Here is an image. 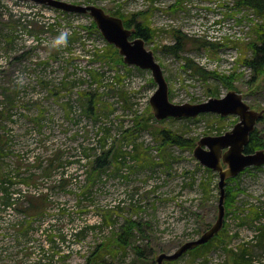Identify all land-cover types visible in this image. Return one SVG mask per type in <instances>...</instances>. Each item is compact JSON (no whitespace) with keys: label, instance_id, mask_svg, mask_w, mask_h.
<instances>
[{"label":"rangeland","instance_id":"374dc122","mask_svg":"<svg viewBox=\"0 0 264 264\" xmlns=\"http://www.w3.org/2000/svg\"><path fill=\"white\" fill-rule=\"evenodd\" d=\"M62 1L96 5L147 26L152 33L148 48L164 71L171 102L198 104L236 91L254 110H264V75L255 79L250 67L264 15L251 6L239 0ZM59 16L35 1L0 0V110L10 116L3 131L8 140L1 158L4 172L24 173L33 164L29 173H38L39 160L54 158L64 166L54 175L65 170L68 181L64 188H53L56 178L48 180L51 205L45 218L31 220V241L14 238L9 229L18 212L0 214V264H156L159 254L176 252L216 222L220 176L201 165L193 152L201 138L223 135L239 117L208 113L158 121L150 103L158 88L151 71L128 66L119 55L107 61L88 57L87 50L105 47L88 32L90 18ZM73 28L92 41L68 43L65 35ZM176 33L192 39L180 57L164 50L175 43ZM186 59L233 80H203L186 67ZM79 91L99 92L97 117L84 114ZM257 130L264 138V118ZM161 131L194 140V146L163 145ZM105 136L106 150H112L110 164L97 177L95 166L81 159L88 153L95 160ZM120 152L130 154L126 165L122 157L115 158ZM240 182L243 192L227 210L217 239L207 249L166 264H225L227 251L239 254L243 248L258 252V264H264V247L254 242L260 229L240 225L250 206L264 208V166L245 173ZM89 185L90 193L83 196ZM21 189L35 192L34 186ZM106 214L111 223L103 225ZM128 220L142 227L123 249L117 239ZM49 234L55 235L54 242Z\"/></svg>","mask_w":264,"mask_h":264},{"label":"trees","instance_id":"16d2710c","mask_svg":"<svg viewBox=\"0 0 264 264\" xmlns=\"http://www.w3.org/2000/svg\"><path fill=\"white\" fill-rule=\"evenodd\" d=\"M239 4H244L251 6L254 8L259 14L264 15V0H239ZM47 7V6H46ZM57 12L60 16H70V15H76V14H70V13H65L60 10H54ZM113 15V14H112ZM120 17L119 15H115ZM123 19L124 24L127 28L129 29H134L135 34L134 37H140L145 40L146 45H148L149 40L151 39V30L145 26L143 23H139L133 19L130 21H126L122 16L120 17ZM57 24V23H56ZM0 26H1V21H0ZM55 26V25H54ZM53 29V26H52ZM79 28L75 30L74 28L70 31V34H66L65 37L68 41V43L72 44L74 41L78 40V43L81 41L82 43H86V38L90 39L92 38L90 35L86 34L87 36H83L82 31L79 32ZM58 31V30H57ZM88 32L92 33L93 35L96 36L94 37L96 40L102 41L104 44L103 49H91L87 50L88 52V57L90 58H95L99 60H111V58H114L116 56H120L119 51L116 50V48L113 45L109 44V48H107V43L103 40V37L101 36V33L99 29L97 28L96 24L94 21L90 20V26L88 27ZM258 40L257 42L253 43L252 49L254 51V59L250 63V67L255 70V79L258 75H264V25H262L259 30H258ZM175 43L172 46H165L164 50L168 54H175L177 57L184 52L186 49L185 46L189 43V41H192L191 38H188L186 35H182L181 33H176L175 34ZM196 42H200L199 40H194ZM205 45L209 44V42H205ZM209 45L216 46L215 43H211ZM85 48L88 46L83 44ZM70 47V46H69ZM107 50V52H106ZM180 57V56H179ZM120 61H122V58H120ZM186 67L192 70V72L195 75H198L201 77L203 80H208L210 78H217L221 81H223L225 84H228L232 82L233 78H222L219 75H217L215 72H209L206 69H204L202 66H199L196 64L194 61L190 59H186ZM108 66V65H107ZM91 74L93 77H95V74L93 71H91ZM264 82V79H263ZM99 93V92H95ZM95 93H89V92H84V91H79V101L81 102L83 106V112L84 114L88 116H95L97 117V100L95 96H98V98L101 95L95 94ZM214 96H219L218 91L214 90L212 92ZM91 95V96H89ZM88 98V102L86 104V99ZM10 104L13 105L12 99L10 98L9 101ZM10 116L8 115V112L6 109L0 110V214L14 209L18 211L15 208L10 207L11 205L18 204V203H27L31 205V208L29 209L32 213V222L37 220V219H43L45 218V214L48 211L49 206L51 205L50 201V195L48 193V180L51 178H56L57 183L53 186L54 187H59V188H64L65 186L68 185V181L65 179L66 173L65 170H61L60 174L54 175L55 171H58L59 169H62L64 166L61 164H58L54 162V158L48 159L47 162L48 164L42 162L39 160V164H37V171L38 173H29L33 169V164H30L26 168V172H21L16 170H6L4 172L3 165L1 164V158L4 156L5 153V147L7 144V139L3 133L5 130V122L6 119L9 118ZM264 118V117H263ZM262 118V120H263ZM145 121H143L144 123ZM108 136V134H107ZM103 137L101 138V143H104V149L102 150V153L98 155L95 160L91 161L90 155L86 153V158H82L81 160L87 159V161L95 166L93 167V170H96L98 174L96 175L97 177L101 176L103 172L106 171L108 165L110 164V157H111V151L112 150H106V143L109 137ZM160 136H162L163 140V145H173V146H180V147H189L193 148L194 146V140H185L182 138V136L178 134H172L167 131H161ZM264 149V138H261L260 132L256 129L255 132H253L250 135L249 143L246 146V153H254L257 150ZM129 152H120L115 155L116 159H119L122 157V165H126L127 159L129 157ZM80 160V161H81ZM263 167H251L247 168L244 172H242L239 176L235 178H229L228 179V184L226 187V214L227 210L232 209V207L235 205L236 199L243 192V190L240 188L241 187V182L240 179L245 173H250L253 170H262ZM92 171V170H89ZM23 174H26V176L23 177ZM90 174V173H89ZM53 176V177H52ZM95 175L91 174V178L96 177ZM51 177V178H50ZM91 178L87 179L88 182L91 181ZM41 183V184H39ZM92 184V183H91ZM42 185V188L40 187ZM59 185V186H57ZM23 186H34L35 187V192L34 194L30 192H25L24 190L21 189ZM88 188L82 192V195L85 196L90 193V188L93 187L92 185L87 186ZM46 191V192H45ZM23 194V195H22ZM89 196V195H88ZM87 198V197H86ZM23 211H26L23 210ZM229 214V212H228ZM2 219V215H0V220ZM241 222L240 225H250L253 227L254 225L258 226L260 229L259 232L257 233V238L254 241L255 243H259L260 247H264V225L262 224V220H264V208H260L258 206H250L247 214L241 217ZM111 223L108 220V214L104 217L103 220V225H107ZM13 224H8L9 229L13 230ZM142 227L141 223H138L136 221L128 220L124 225L121 226V235L117 239V243L123 248H127L129 244H131V239L134 238V232L141 230L140 228ZM225 227V224H224ZM224 229V228H223ZM33 231V230H32ZM31 228H28L27 231H25L22 235L19 233H14L12 234L17 239H22L24 238L26 242L31 241L32 239L30 238V234L32 232ZM223 231V230H222ZM222 231L214 238L212 239L209 243L200 246L194 250H191L189 252H199V249H204L208 248V246L215 240L217 237L222 233ZM44 233L45 231H42ZM48 235V231H47ZM48 239L51 242H54L55 240V235L49 234ZM45 242V239H44ZM40 252L42 251L45 252V249L43 247V250L40 249ZM137 253L139 255H143V251L137 248ZM228 254V260L225 264H258L260 255L256 251H250V249L243 248L241 252L238 254L234 252V250L227 251ZM32 256V253L29 254ZM264 257V256H263Z\"/></svg>","mask_w":264,"mask_h":264},{"label":"water","instance_id":"95a60500","mask_svg":"<svg viewBox=\"0 0 264 264\" xmlns=\"http://www.w3.org/2000/svg\"><path fill=\"white\" fill-rule=\"evenodd\" d=\"M65 13L89 16L95 22L105 40L113 45L123 57L125 64L151 71L158 88L150 103L158 121L168 118H197L202 114L214 113L222 117L235 115L238 123L220 136H206L199 140L193 155L204 167L219 173L220 199L216 222L197 240L181 245L172 254L161 253L155 262L166 264L179 260L187 252L209 243L224 228L226 217V187L229 178H235L247 168L264 166V149L246 153L250 135L255 132L264 110L256 111L236 91H229L223 98H211L198 104H175L170 101V90L161 65L144 39L134 37L135 30L125 26L122 18L107 13L96 5L75 4L62 0H30Z\"/></svg>","mask_w":264,"mask_h":264},{"label":"flooded vegetation","instance_id":"af4514ba","mask_svg":"<svg viewBox=\"0 0 264 264\" xmlns=\"http://www.w3.org/2000/svg\"><path fill=\"white\" fill-rule=\"evenodd\" d=\"M10 207L17 209V218L13 222V231H16V233L23 234L27 229L31 226V218H32V213L29 210L31 208L30 204H14L11 205ZM26 211H23L25 210ZM2 214V213H1ZM2 221V220H0ZM1 223V222H0Z\"/></svg>","mask_w":264,"mask_h":264},{"label":"built area","instance_id":"2783aa9c","mask_svg":"<svg viewBox=\"0 0 264 264\" xmlns=\"http://www.w3.org/2000/svg\"><path fill=\"white\" fill-rule=\"evenodd\" d=\"M95 39V38H94ZM89 40H91L92 41V38L91 39H89ZM96 40V39H95ZM99 41V40H98ZM101 43H103L102 41H100ZM104 45V44H103ZM90 46H92V45H90Z\"/></svg>","mask_w":264,"mask_h":264},{"label":"bare ground","instance_id":"6f19581e","mask_svg":"<svg viewBox=\"0 0 264 264\" xmlns=\"http://www.w3.org/2000/svg\"><path fill=\"white\" fill-rule=\"evenodd\" d=\"M121 17V16H120Z\"/></svg>","mask_w":264,"mask_h":264}]
</instances>
